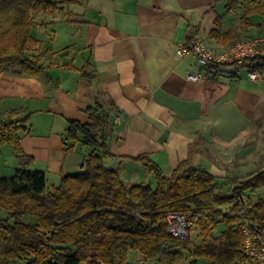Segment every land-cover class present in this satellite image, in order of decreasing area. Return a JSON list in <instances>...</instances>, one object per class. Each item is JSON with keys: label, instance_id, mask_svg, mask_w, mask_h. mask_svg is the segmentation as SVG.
<instances>
[{"label": "crops", "instance_id": "0c3cea01", "mask_svg": "<svg viewBox=\"0 0 264 264\" xmlns=\"http://www.w3.org/2000/svg\"><path fill=\"white\" fill-rule=\"evenodd\" d=\"M56 1L63 7L35 15L39 43L27 52L44 73H0V113L28 116L18 129L27 157L1 146V175L43 170L49 190L62 174L82 171L86 146L67 138V121L90 123L85 108L96 102L110 113L104 164L127 185L153 174L136 159L141 154L163 175L183 160L217 178L264 166L253 140L264 125V73L251 79L246 61L210 65L205 78L190 80L201 67L193 55L177 54L190 36L212 49L251 37L264 46V12L253 10L264 0Z\"/></svg>", "mask_w": 264, "mask_h": 264}, {"label": "trees", "instance_id": "16d2710c", "mask_svg": "<svg viewBox=\"0 0 264 264\" xmlns=\"http://www.w3.org/2000/svg\"><path fill=\"white\" fill-rule=\"evenodd\" d=\"M60 3L0 0V73H44L39 57L27 55L39 43L31 28L35 15L52 13L63 7ZM253 10L264 12V4L258 2ZM246 61L249 71L264 73V55ZM85 112L90 123L68 119L66 129L68 139L86 146L82 171L62 174L49 190L43 170L21 167L10 175L0 174V209L8 214L0 217V264L16 259L24 264H132L135 254L144 261H156L165 253L171 255V264H180V249L188 252L189 264H197L196 258L206 264H237L242 234L232 213L236 196L246 188H264V166L243 179L231 177V185L223 188L216 176L189 166L188 160L163 175L141 154L136 159L154 174L156 184L127 185L103 160L108 154L109 110L96 102L86 106ZM15 114V110L0 113V148L8 145L15 157L24 159L18 129L28 116L17 120ZM192 206L202 215L201 237L172 236L166 215ZM262 209L264 197L260 195L257 210ZM219 221L225 226L217 233Z\"/></svg>", "mask_w": 264, "mask_h": 264}, {"label": "built area", "instance_id": "2783aa9c", "mask_svg": "<svg viewBox=\"0 0 264 264\" xmlns=\"http://www.w3.org/2000/svg\"><path fill=\"white\" fill-rule=\"evenodd\" d=\"M262 40L258 37L239 39L224 49L209 48L204 42L190 36L179 43L177 54L182 56L191 54L201 67L198 72L188 73L186 78L200 80L205 78L203 70L210 65L234 64L244 65L246 60L255 55H264ZM251 79H258V71H249ZM120 121L115 116L114 123ZM260 195L254 191H240L236 196V211L232 212L238 219V227L242 234L241 253L237 264H264V209L257 210ZM202 218L201 213L194 206L183 212H170L166 215L168 231L179 239H188L191 228L197 226Z\"/></svg>", "mask_w": 264, "mask_h": 264}, {"label": "rangeland", "instance_id": "374dc122", "mask_svg": "<svg viewBox=\"0 0 264 264\" xmlns=\"http://www.w3.org/2000/svg\"><path fill=\"white\" fill-rule=\"evenodd\" d=\"M72 9L71 5H66L65 6V10L68 11ZM253 140L255 141L256 145H257V149H258V155L259 156H264V125H258L257 127H255L254 133H253ZM262 161H264V159H262ZM260 169V166L255 168L252 172L256 171ZM1 173H7V170H4V168H1L0 170ZM246 175H240L237 176L240 179H243ZM234 177L232 174L226 176L225 178H217V181L219 183H221V187L223 188H228L231 185L230 182V178ZM147 182H150L152 186H155L156 184V180L153 174L148 175L146 178ZM47 187H51V180L49 179L46 182ZM246 192H251L254 191L257 194L262 195V197H264V188H256V189H250V188H246L245 189ZM0 217L6 218L8 217V214L6 211L1 210L0 209ZM24 219L29 221V222H34L35 218L32 216H24ZM224 222L223 221H219L216 225V232L220 233L223 229H224ZM202 234V230L200 229V225H197L193 228H191L190 230V237L192 239H198L201 237ZM179 259H180V264H189V258L188 256V252L185 250H181L179 251ZM130 262L132 264H171L172 262V258L171 255L169 253H165L161 256L160 259L156 260V261H144L142 259V257L138 254H135L132 256V258L130 259ZM196 262L197 264H206V262L203 259L200 258H196ZM10 264H24V261L22 259H16L10 262ZM190 264H194V263H190Z\"/></svg>", "mask_w": 264, "mask_h": 264}]
</instances>
